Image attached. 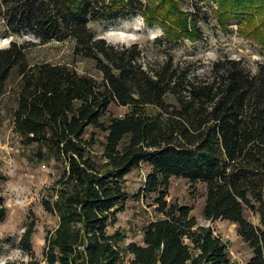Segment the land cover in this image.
Instances as JSON below:
<instances>
[{
    "label": "trees",
    "instance_id": "1",
    "mask_svg": "<svg viewBox=\"0 0 264 264\" xmlns=\"http://www.w3.org/2000/svg\"><path fill=\"white\" fill-rule=\"evenodd\" d=\"M214 1L220 26L230 30L235 20L264 52V0ZM197 5L191 12L183 0H0L5 31L37 39L0 47V127L12 126L38 145L37 160L62 168L43 200L60 217L44 257L36 255L33 220L20 239L30 258L5 264H237L192 205L168 199L174 179L187 180L193 194L203 185L204 217L237 224L252 250L247 264H264V63L253 72L225 57L200 72L170 50L153 62L139 42L113 43L91 26L140 13L162 26L156 41L171 48L203 37ZM66 42L74 62L92 61L98 76L35 54ZM114 106L127 110L116 115ZM143 166L149 171L134 196L157 217L143 226L142 243H127L109 228L132 197L129 174ZM3 179L0 224L8 215Z\"/></svg>",
    "mask_w": 264,
    "mask_h": 264
},
{
    "label": "rangeland",
    "instance_id": "2",
    "mask_svg": "<svg viewBox=\"0 0 264 264\" xmlns=\"http://www.w3.org/2000/svg\"><path fill=\"white\" fill-rule=\"evenodd\" d=\"M183 3L191 12L195 11L196 4L197 8L200 7L197 10L201 12L200 26L204 35L197 41L183 40L171 48L167 45L160 46L156 41L164 34L162 26L146 22L140 13L111 22H93L91 26L100 36L113 43L139 42L145 48L146 59L153 62L166 59L167 51L170 50L178 61L186 59L195 61L200 72H205L213 62L225 57L242 59L249 70L253 72L259 70L260 65L264 63V52L261 47L254 40L239 33V25L235 20L231 21L230 30L221 27L215 14L218 4L214 0H183ZM5 23L6 20L0 13V47L10 45L12 41L18 43L27 40L37 41L35 36L28 32L7 33ZM60 45L61 49L53 48L49 44L39 45L35 54L42 52L54 60L70 61L83 74L99 75L92 61L78 58L74 62L69 42ZM126 110L125 107H112V112L116 115L124 114ZM37 150V144H26L13 131L12 126L0 127V175L7 178L3 179V185L8 206V215L0 224V264H5L8 260L30 258L20 246V239L27 224L33 220H36L34 248L36 255L43 258L47 234L59 222V215L47 211L43 200L46 198L48 187L60 177L61 164L54 160L50 163L37 160ZM148 171L149 168L143 166L129 174L127 184L132 197L125 210L119 213L118 221L109 228L111 232L120 229L126 233L127 243L131 241L142 243L143 226L157 217L154 206L134 196L143 185ZM204 194L203 185H199L197 194H193L187 180L174 179L168 199L192 205L193 213L200 223L212 225L227 242L233 260L237 264H247L252 256V250L238 234L237 224L228 220H207L203 214ZM43 264L48 262L44 261Z\"/></svg>",
    "mask_w": 264,
    "mask_h": 264
}]
</instances>
